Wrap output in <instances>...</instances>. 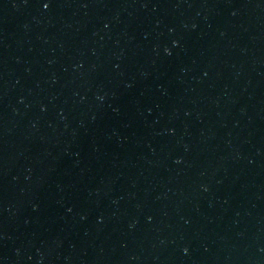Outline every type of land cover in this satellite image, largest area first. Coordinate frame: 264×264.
I'll use <instances>...</instances> for the list:
<instances>
[{"label":"water","instance_id":"95a60500","mask_svg":"<svg viewBox=\"0 0 264 264\" xmlns=\"http://www.w3.org/2000/svg\"><path fill=\"white\" fill-rule=\"evenodd\" d=\"M0 264H264V0H0Z\"/></svg>","mask_w":264,"mask_h":264}]
</instances>
